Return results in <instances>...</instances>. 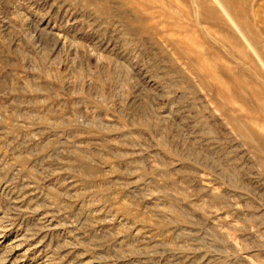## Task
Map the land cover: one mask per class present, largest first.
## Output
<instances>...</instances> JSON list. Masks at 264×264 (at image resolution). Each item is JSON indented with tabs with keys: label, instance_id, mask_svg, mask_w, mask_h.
Returning a JSON list of instances; mask_svg holds the SVG:
<instances>
[{
	"label": "rangeland",
	"instance_id": "374dc122",
	"mask_svg": "<svg viewBox=\"0 0 264 264\" xmlns=\"http://www.w3.org/2000/svg\"><path fill=\"white\" fill-rule=\"evenodd\" d=\"M0 264H264V0H0Z\"/></svg>",
	"mask_w": 264,
	"mask_h": 264
}]
</instances>
